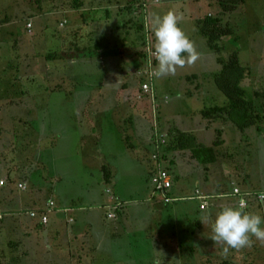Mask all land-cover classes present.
I'll list each match as a JSON object with an SVG mask.
<instances>
[{"label": "rangeland", "instance_id": "1", "mask_svg": "<svg viewBox=\"0 0 264 264\" xmlns=\"http://www.w3.org/2000/svg\"><path fill=\"white\" fill-rule=\"evenodd\" d=\"M170 9L164 0L148 1L140 50L153 13ZM238 10L232 18L237 43L213 54L226 64L228 48L238 47L244 70L234 105L224 89L230 80L220 85L215 73L217 86L207 81L210 61L186 65L168 79L153 77V93H144L150 75L139 40L124 51L122 44L109 48L100 60L90 26L76 27L78 43L73 23L60 26L65 15L42 0H0V180L20 194L0 196V264H264V242L254 237L251 247L229 249L227 257L225 245L211 238L217 213L236 205L212 199L201 211L195 199L166 204L149 196L155 132L166 137L162 165L175 195L232 192L236 185L264 192V0H244ZM206 11L215 13V5ZM59 35H69L64 52L79 45L82 51H71L76 61L47 58L62 47ZM193 71L214 86L216 97H190L195 89L186 87L184 74ZM128 144L136 151L125 149ZM49 200L74 208L75 223L52 215L56 209L48 225L33 222L28 213ZM118 204L109 219L105 206ZM246 210L264 216V202ZM66 226L77 236L62 233Z\"/></svg>", "mask_w": 264, "mask_h": 264}, {"label": "crops", "instance_id": "2", "mask_svg": "<svg viewBox=\"0 0 264 264\" xmlns=\"http://www.w3.org/2000/svg\"><path fill=\"white\" fill-rule=\"evenodd\" d=\"M69 2H72V0H42L43 4L49 5L51 8L57 7L59 9L58 11L65 15V19L61 22L60 26H63L64 22L73 23L70 31L75 30V32L73 31L75 42L79 43L80 40L79 39L80 37L77 38L78 35H76L77 33L76 27L79 26L78 29L80 28L82 29L83 26L84 27L90 26V30L87 32V34H90V38L94 45V51L98 54L100 60L104 59V57L106 56L105 54L108 52L109 48L117 47L120 44H122L123 47L119 46L118 48H120L121 50L123 49L124 51L125 48L124 46H128L129 48H131L129 44H133V41L137 42L139 40L140 42L139 50L141 49L142 25H143L142 17L145 14L143 13L142 9L139 7L140 2L138 0H90L89 2L90 4L86 3L85 8L77 9L74 11L73 10L70 11L66 9L69 6L68 5ZM164 2L165 4H171L175 9L179 8L180 12L183 13V20L180 26L190 37V39L194 41L196 48L200 53V57L196 61V66L197 65H200V67L204 65L209 66L208 65L209 61L212 62L211 67L206 70L207 73L209 72L212 74L211 79L207 81L211 80V82H214V84H216V82L213 80V76L215 73H218L221 70L222 68L221 65H223V62L220 61L221 58H217L216 56H213V54L214 55L219 54L223 50V48H226V43L227 44L232 43V45L237 43L238 36L237 34H235L237 25L236 23L233 24L232 18L234 14L239 12L238 9L240 8V5L244 3V0H164ZM213 5H215L216 8L215 13L206 14L207 8H211ZM84 19H86L85 23H83ZM208 19H214L216 21L215 29H213L212 26L210 27L209 25H205V21ZM12 23L13 21L11 22V24ZM81 24H83V26ZM189 25L192 26L193 35H191V31H189L187 28V26ZM31 28H29L28 31L29 33H31L30 32ZM149 29L153 34V27ZM59 36L62 42V47L60 46V50H58L60 52V54L58 55L59 58L51 59L50 61L54 62V60H57L59 63L61 61H65L69 57L71 58L72 62L76 61V56H75L76 54L72 53L71 51H76V52L82 51L80 49L78 50L79 45L75 44L74 49L73 50L70 49L71 50L69 51L70 55L66 52L67 54L63 56L64 51L62 50V48L65 46V40L68 39L69 35L65 37L63 35H59ZM152 36L154 40L155 39L154 35ZM132 47L134 46L132 45ZM233 48H234L233 46L231 48H228L229 49L228 51L231 52L230 55L233 54L234 52L237 54L236 51L238 50V47H235L236 49L234 50ZM58 51H54V52H58ZM140 51L143 52V50ZM127 54H129V52H127ZM143 57L140 59V61L144 59ZM212 57H214L213 60ZM105 58H107V56ZM213 66H215V68ZM202 75H199L198 73H196V71H193L190 74H184V79L187 84L186 87L195 89V91L192 92L190 97L204 98V99L213 96L216 97V93L212 90L214 86L211 87L210 83L208 84L207 81L205 82L202 81L200 79ZM166 78L168 79L167 76ZM180 94L182 95V93ZM71 95L73 96L74 93H72ZM125 149H129L132 152L136 151L134 149H131L130 144H128L125 147ZM149 149L151 150V145L149 146ZM138 156H140V152ZM149 160L151 161L150 162L151 166L149 170V181L151 182V176L153 173V169L155 168V163L151 157L149 158ZM109 167L111 168L113 173L110 183L113 182V184H115V179L117 176H119V172H118L119 167L117 166L116 162H113V164H111ZM4 187H5L4 192L0 193V196H20V194L14 195L12 193V188L10 186H4ZM174 187H175V181H173V190ZM240 189L242 191H250L248 189H242V188ZM173 190H172V196H176L177 198H188L194 195V194L190 195L184 193L185 192L184 189H182L181 191L182 193L175 195ZM196 190H200L202 191V193L204 192V194L210 196H217V194L231 192V191H227V192L220 191L219 193H217L218 190L207 191V192L206 190L203 191V189H196ZM149 196H152V198L155 199L157 198V200H155L156 202H162L158 194L156 195L153 194V190ZM232 201H233L232 205H236V200L232 199ZM44 203H47V201H45ZM60 206L61 208L58 207V204H56V210L53 211L52 215L60 216V218L65 222H67L66 219L67 220L69 219L74 221L73 223H75V219L73 216L74 208H72L71 206H64V205H60ZM108 207H109L108 205L105 206L106 209ZM32 221L36 223V221L34 220ZM75 231L76 230L71 229L68 226L62 229V233H66L67 235H69L70 239L74 237V235L77 236V233Z\"/></svg>", "mask_w": 264, "mask_h": 264}, {"label": "clouds", "instance_id": "3", "mask_svg": "<svg viewBox=\"0 0 264 264\" xmlns=\"http://www.w3.org/2000/svg\"><path fill=\"white\" fill-rule=\"evenodd\" d=\"M183 13L170 9L163 15L153 13L154 55L158 66L152 70L156 78L175 75L177 70L194 64L200 57L194 41L182 29ZM151 64V59L149 60ZM264 201V192L259 194ZM211 238L225 245L223 254L229 249L240 250L251 247L253 237L264 242V216L258 211H247L241 199L238 206L225 205L217 213L212 225Z\"/></svg>", "mask_w": 264, "mask_h": 264}, {"label": "built area", "instance_id": "4", "mask_svg": "<svg viewBox=\"0 0 264 264\" xmlns=\"http://www.w3.org/2000/svg\"><path fill=\"white\" fill-rule=\"evenodd\" d=\"M140 2V8L142 9L143 13L146 14V8L148 5L149 0H138ZM155 3H158L160 0H152ZM64 22L63 24H65ZM62 24V25H63ZM32 24H28V27L31 28ZM147 24L145 25V27ZM145 41H144V51L145 56H147L148 59V73L150 75L149 80L145 82L142 86V92L144 93H153V75L152 70L156 67L155 62L157 61L155 59L154 55V41L152 38V33H150V29L145 28ZM151 59V64L149 63V60ZM167 143L166 137L162 134H159L158 132H155L153 135V149L151 158L155 163V168L153 169V173L151 176V183L153 185V194H158L160 197V200L166 204L173 203L178 200H197L199 201V209L201 211L206 210L209 208L210 201L215 198L214 196L206 195L202 193L200 190L195 191V196H190L188 198H177L176 196H172V190H173V177L171 173L165 169L162 165V156H164V150L163 147ZM5 182L3 180H0V187L4 186ZM18 188L21 190H25L26 186L22 183H18ZM107 192H110L108 190ZM263 191H242L239 187H234L232 192L229 195H220V197H231L236 200V205L238 206L241 199L245 201L246 209L249 207V205L252 202H264L259 198V194ZM219 197V196H218ZM211 204V203H210ZM108 218L109 219H115L116 214L115 211L119 210L120 204L113 207H108ZM54 209H56V204L54 201H49L47 204V207L42 210H32L28 213L29 217L32 220L37 221L40 225L46 226L50 222L49 213L52 212ZM0 218L2 216L0 215Z\"/></svg>", "mask_w": 264, "mask_h": 264}, {"label": "trees", "instance_id": "5", "mask_svg": "<svg viewBox=\"0 0 264 264\" xmlns=\"http://www.w3.org/2000/svg\"><path fill=\"white\" fill-rule=\"evenodd\" d=\"M68 5L69 6L66 9H68L70 11L71 10H77V9L85 8L86 0H73V2H69ZM52 10L58 11L59 9L57 7H52ZM205 25H209L210 27L212 26V28L215 29L216 21L214 19H208V20L205 21ZM152 38H153V36H152ZM71 49L73 50L74 46H72ZM69 51H71V50L67 51L68 54H69ZM67 53L63 52V56L65 54H67ZM143 53L145 54L144 49H143ZM59 54H60L59 51L58 52H52V53H50L47 56V58L48 59H57V58H59L58 57ZM230 56L231 57H229V60L226 62V64H225V62L223 63L221 70L218 72L219 74L216 76V81L220 85H221V83H224L225 80H230L231 81L230 83H232L233 85L229 86L227 88L224 87V89H227L229 91V94L231 95V99L233 98L230 102L234 103V105H237V104H240L239 101L241 99L239 97L241 89H240V86L237 85V83H239V79L238 78H240V76L238 77V74H240L242 72V70H244V68L240 66L239 61L236 59V57H237L236 54L233 53ZM157 62L158 61L155 62V65H156ZM234 79L236 81H234ZM23 137H25V136H23ZM27 141L29 142L30 140L28 139ZM229 194L230 193L217 194V196H214L215 198H213V201L221 200L223 202V200H224V203H226V204H233L232 203L233 202L232 201L233 198H231V197H228V198L227 197H220V195H229ZM213 201H212V203H213ZM221 201L219 202V204L221 203ZM37 210H39V209H37ZM42 210H39V211H42ZM2 220H4L3 217L0 218V221H2ZM39 225L40 224L38 223V226Z\"/></svg>", "mask_w": 264, "mask_h": 264}]
</instances>
